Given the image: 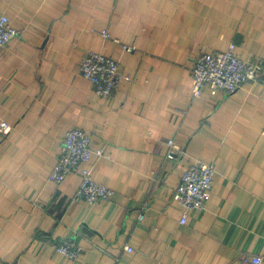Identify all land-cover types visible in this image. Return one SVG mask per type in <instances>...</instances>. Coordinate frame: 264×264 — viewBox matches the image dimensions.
Listing matches in <instances>:
<instances>
[{"label": "crops", "instance_id": "obj_1", "mask_svg": "<svg viewBox=\"0 0 264 264\" xmlns=\"http://www.w3.org/2000/svg\"><path fill=\"white\" fill-rule=\"evenodd\" d=\"M0 15L17 32L0 47V264H264V0H0ZM229 44L256 81L192 98L196 56ZM88 51L130 82L98 97L79 74ZM73 128L102 151L83 168L111 200L88 205L76 177L48 179ZM196 160L217 174L180 225L174 191ZM68 241L76 261L55 254Z\"/></svg>", "mask_w": 264, "mask_h": 264}, {"label": "built area", "instance_id": "obj_2", "mask_svg": "<svg viewBox=\"0 0 264 264\" xmlns=\"http://www.w3.org/2000/svg\"><path fill=\"white\" fill-rule=\"evenodd\" d=\"M17 36L11 21L6 15H0V47L5 46ZM106 39L112 38L103 32ZM236 46L229 44L225 51L205 52L193 62L191 69L192 98H198L205 93L211 97L218 94L231 95L240 90L245 84L255 82L259 73L256 63L241 59L236 55ZM126 51H132L131 48ZM80 76L88 81L94 93L101 98H109L122 83L130 82V77L124 74L118 62L102 54L88 51L79 64ZM10 126L0 123V133L7 134ZM90 136L79 128L68 130L63 138L60 152L56 158L55 166L48 179L60 184L68 176L77 178V189L74 200H81L88 205L98 201H107L114 196V192L92 179L91 170L83 168L89 164L92 156L102 157L101 150L91 148ZM168 146L167 157L174 159L181 148L173 140L166 142ZM217 174V167L212 162L196 160L182 174L179 185L174 191V201L181 208L182 214L179 224H185L190 211H203L210 198L213 180ZM139 220L142 215L138 216ZM125 251L132 253L134 249L129 245ZM82 249L75 242H64L55 248V254L64 261H76L80 258ZM260 256H247L243 264H261Z\"/></svg>", "mask_w": 264, "mask_h": 264}, {"label": "trees", "instance_id": "obj_3", "mask_svg": "<svg viewBox=\"0 0 264 264\" xmlns=\"http://www.w3.org/2000/svg\"><path fill=\"white\" fill-rule=\"evenodd\" d=\"M203 53H205V52H203ZM201 54H202V53H200L199 55H201ZM199 55H198V56H199ZM198 56H196V58H197ZM196 58H195V59H196ZM258 75H259V73H258ZM257 77H258V76H257ZM167 152H168V150H167ZM77 183H78V182H77ZM111 190H112V189H111ZM112 191H113V190H112ZM113 192H114V191H113ZM114 194H115V193H114ZM113 197H114V196H113ZM113 197H112V198H113ZM112 198H111V199H112ZM111 199H110V200H111Z\"/></svg>", "mask_w": 264, "mask_h": 264}]
</instances>
